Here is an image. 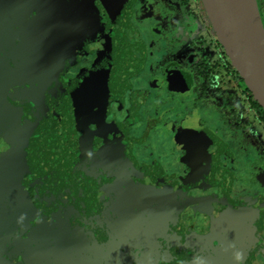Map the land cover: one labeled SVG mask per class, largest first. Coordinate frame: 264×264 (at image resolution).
Instances as JSON below:
<instances>
[{"label": "flooded vegetation", "instance_id": "obj_1", "mask_svg": "<svg viewBox=\"0 0 264 264\" xmlns=\"http://www.w3.org/2000/svg\"><path fill=\"white\" fill-rule=\"evenodd\" d=\"M191 1L0 0V264H264V114Z\"/></svg>", "mask_w": 264, "mask_h": 264}, {"label": "water", "instance_id": "obj_2", "mask_svg": "<svg viewBox=\"0 0 264 264\" xmlns=\"http://www.w3.org/2000/svg\"><path fill=\"white\" fill-rule=\"evenodd\" d=\"M201 2L215 37L231 66L264 114V28L256 0H201ZM3 3L0 2V6ZM63 20L60 18L53 21ZM32 29L34 28L25 31L23 36ZM17 37V33L1 36L0 54L5 48L15 47ZM109 69L110 65H108ZM7 181L8 199L9 194L15 190V185L11 184L15 183L8 173ZM8 207L9 204L6 205V208ZM230 219L226 217V222L221 219V229L226 224V240H230L234 246L242 239V233H239L242 225L237 218Z\"/></svg>", "mask_w": 264, "mask_h": 264}, {"label": "rangeland", "instance_id": "obj_3", "mask_svg": "<svg viewBox=\"0 0 264 264\" xmlns=\"http://www.w3.org/2000/svg\"><path fill=\"white\" fill-rule=\"evenodd\" d=\"M149 2V7L147 6L146 8H145V10L143 11L141 8H140V12H141V14H143L144 13V15H148L149 16V19H147L148 21L150 20V23H151V19L152 18H154V17H156V16H158L157 14H161V15H159V16H163V15H165V8H164V4H163V2H162V0H160L159 1V3H161L162 4V6H161V4L159 5V3H156L155 1H153V0H148ZM181 1H184V0H175V3H176V10H177V12H179V13H182V12H184L185 11V8H184V6L182 5V4H180V2ZM186 1V3H187V5L185 6V7H188V8H194V5L195 4H193V7H191L190 5H192V1L191 0H185ZM142 11H143V13H142ZM146 12V13H145ZM155 19V18H154ZM198 19V22H197V27H196V29H200L197 33H195L194 35H193V40L195 41V42H197V44L199 45V46H201L202 48L203 47H205L206 46V42L208 41V36H207V34H206V31H204L202 28H199V27H203L202 26V21L199 19V18H197ZM161 20H163L165 23L166 22H168L167 20H168V17H163ZM149 23V29H150V26L152 25V24H150ZM202 30V31H201ZM124 38H125V40H129L130 39V42H132V43H135V45H137L138 43H139V39H138V37L135 35V39H134V33H132V35L129 33V34H125V36H124ZM120 40V39H119ZM118 40V41H119ZM135 40V42H133ZM138 43H137V42ZM137 43V44H136ZM203 44V45H202ZM140 45V44H139ZM150 49V50H149ZM149 49H148V54H147V57L146 58H148V56H150L152 59H155L156 57H158V54H160L159 53V49H158V47H153V46H149ZM151 50H153V53H151L152 51ZM209 52H210V50H209ZM215 56H217V55H215ZM148 60V59H147ZM157 60H160V58L159 59H157ZM170 60H172V59H170ZM170 60H167L165 63H166V65H168L169 63H168V61H170ZM138 64L140 65L139 67H141L142 68V66H143V64H144V61L143 60H140V61H138ZM138 68V67H137ZM126 100L123 98V99H121V100H119L118 102L119 103H124Z\"/></svg>", "mask_w": 264, "mask_h": 264}, {"label": "trees", "instance_id": "obj_4", "mask_svg": "<svg viewBox=\"0 0 264 264\" xmlns=\"http://www.w3.org/2000/svg\"><path fill=\"white\" fill-rule=\"evenodd\" d=\"M255 104H257L256 102H254Z\"/></svg>", "mask_w": 264, "mask_h": 264}]
</instances>
